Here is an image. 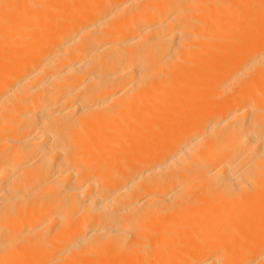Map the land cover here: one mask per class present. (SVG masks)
<instances>
[{
  "label": "bare ground",
  "instance_id": "6f19581e",
  "mask_svg": "<svg viewBox=\"0 0 264 264\" xmlns=\"http://www.w3.org/2000/svg\"><path fill=\"white\" fill-rule=\"evenodd\" d=\"M0 264H264V0H0Z\"/></svg>",
  "mask_w": 264,
  "mask_h": 264
}]
</instances>
